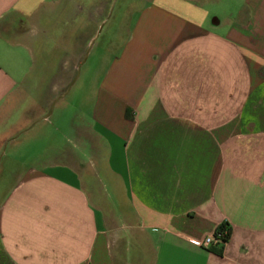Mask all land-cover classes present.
Segmentation results:
<instances>
[{"label": "crops", "instance_id": "1", "mask_svg": "<svg viewBox=\"0 0 264 264\" xmlns=\"http://www.w3.org/2000/svg\"><path fill=\"white\" fill-rule=\"evenodd\" d=\"M86 13V0H0V128L56 125L78 150L19 173L0 264H264V0H146L86 111L52 118L68 69L24 112L36 62L84 58ZM222 224L223 247L192 244Z\"/></svg>", "mask_w": 264, "mask_h": 264}, {"label": "rangeland", "instance_id": "2", "mask_svg": "<svg viewBox=\"0 0 264 264\" xmlns=\"http://www.w3.org/2000/svg\"><path fill=\"white\" fill-rule=\"evenodd\" d=\"M145 1L86 0L87 52L84 58L81 47L79 54L72 55L75 60L62 62L58 55H53L48 61L39 60L36 62L34 73L28 78V82L34 84L35 78L38 82L35 88L31 84L30 91L24 96V112H29V110L34 112V104L41 102L44 96H48L46 90L49 88L52 74L68 69L70 89L69 86L67 87L68 81L65 78V85L62 90L64 91L67 87V93L60 100H57L55 113L51 117H57L59 112H64L65 116L72 117L77 116L79 111H86L93 98L94 85L102 62L118 47L124 37L126 24L131 15L140 9ZM100 8L103 10L102 13L99 12ZM91 40L92 44L90 45ZM44 64L47 65L48 74L42 70ZM78 65L79 70L76 74ZM63 91L56 93V96L62 95ZM50 111L52 113L53 108ZM27 121L28 119L24 116L20 120L17 117L16 120L8 121L0 128V134H4L2 136L4 141H0V203L14 186L19 173L38 162V158H36L38 155L59 154L69 148L76 153L78 152L76 146L74 148V143H70L69 138L60 136L61 129L59 126L55 125L49 132L40 127L30 129L32 124H29L25 129L21 128L22 125L28 123ZM87 161L86 166L89 168V172L94 174L96 172L95 163L91 160ZM98 177L101 178V176ZM103 194L109 202L111 193L106 185L103 186Z\"/></svg>", "mask_w": 264, "mask_h": 264}, {"label": "built area", "instance_id": "3", "mask_svg": "<svg viewBox=\"0 0 264 264\" xmlns=\"http://www.w3.org/2000/svg\"><path fill=\"white\" fill-rule=\"evenodd\" d=\"M229 237L227 229L218 228L213 235L205 236L202 239H192L193 245L199 248L210 249L212 247H223Z\"/></svg>", "mask_w": 264, "mask_h": 264}, {"label": "trees", "instance_id": "4", "mask_svg": "<svg viewBox=\"0 0 264 264\" xmlns=\"http://www.w3.org/2000/svg\"><path fill=\"white\" fill-rule=\"evenodd\" d=\"M219 228H221V229H227L228 232L230 233V228L226 224H222Z\"/></svg>", "mask_w": 264, "mask_h": 264}, {"label": "water", "instance_id": "5", "mask_svg": "<svg viewBox=\"0 0 264 264\" xmlns=\"http://www.w3.org/2000/svg\"><path fill=\"white\" fill-rule=\"evenodd\" d=\"M91 44H92V42H91ZM90 44V45H91ZM85 60V59H84ZM73 84V82L71 83V85ZM69 89H70V86H69ZM67 92H65L61 97H60V99L66 94ZM50 113H51V111L49 112V115H50ZM47 117V116H46Z\"/></svg>", "mask_w": 264, "mask_h": 264}]
</instances>
